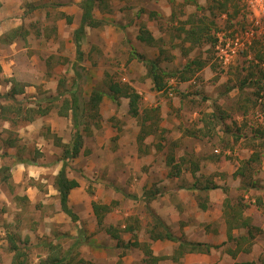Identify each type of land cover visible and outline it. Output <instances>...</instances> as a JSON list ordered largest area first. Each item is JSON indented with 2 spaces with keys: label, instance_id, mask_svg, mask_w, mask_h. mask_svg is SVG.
<instances>
[{
  "label": "rangeland",
  "instance_id": "374dc122",
  "mask_svg": "<svg viewBox=\"0 0 264 264\" xmlns=\"http://www.w3.org/2000/svg\"><path fill=\"white\" fill-rule=\"evenodd\" d=\"M0 2H3L0 7V96L11 88L22 90L12 101L0 97V105L9 106L12 112L22 104L21 113L10 114L8 120L0 112V153L7 154L0 159V168H10L8 179L0 182V264H12L13 252L9 247L13 241L27 253L28 264L61 257L66 264H121L123 256L129 259L133 256V248L123 247L129 241L120 239L125 230L121 225L134 229H145V224L148 228L156 227V216L149 206L151 201L163 202L168 197L180 213V192L184 200L191 197L198 208L211 206L208 212L214 213L217 189L223 194L222 202L227 201V212L242 213L255 228V238L241 242L244 244L241 247L252 242L254 262L264 264V240H258L264 237V139L261 135L264 91L257 96L255 87L242 91L238 88L241 82L250 79L260 81L261 86L264 84L261 78L264 37L256 39L226 65L216 58L214 49L217 34L235 33L249 25L241 0H108L93 11L102 25L84 30L80 59L72 36L75 26L66 23V13L71 10L68 8L76 5L77 0ZM3 7L10 9V13L6 11L7 17ZM11 14L16 21L10 20ZM192 26L195 30L199 27L204 30L199 34L203 36L199 44L186 39ZM16 28H20L16 40L9 43L7 36ZM140 28L149 32L158 29L161 37L152 44L139 41ZM131 52L156 61L165 72L180 70L191 60L205 65L187 81H181L178 76L164 77L166 90L160 92L164 102L155 103L154 99L150 104L143 99L144 93L150 98L154 94L152 87L149 90L152 81L147 75V66L133 58ZM75 72L78 75L75 93L86 100L93 89L106 90L110 81L134 90L138 86L142 95L134 118L128 113L125 98L120 99L119 105L104 98L95 118L93 112H82L87 117L82 124L91 133L84 132L80 155L67 162V177L82 181L84 194L91 199L95 196L93 201L100 205L105 198L109 199L108 194H102L107 187L116 188L120 176L113 168L109 177L112 179L105 181L110 172L107 163L116 165L117 160L112 159L123 157L127 150L132 171L136 167L141 175L149 173L144 162L151 160L152 171L158 172L156 179H159L155 182L153 177L148 179L139 198L124 196L120 201H112L110 209H115L110 211L118 221L109 232L107 224L101 221L97 225L95 222L93 233L87 235L80 223L81 230L69 218L68 228L76 229V237L70 231L60 235L64 229L57 218L61 210L53 186L62 165L61 143L71 141L73 125L69 114L61 116L62 102L55 99L59 92L70 87ZM38 108L50 109L32 122L23 118L28 109ZM145 119V127L140 128L134 143L133 140L128 143V137L133 135L127 132L135 127L139 129L138 125ZM7 139H15L13 148L1 146ZM18 158L33 163L16 164ZM135 159L140 166L134 165ZM176 171V179L170 177L169 173ZM148 176L151 177L150 173ZM143 181L142 176L134 183L131 179V186L137 183L139 189ZM205 187L208 189L204 190ZM192 190L198 191L196 196L187 193ZM242 217H236L234 224L243 220ZM183 219L187 220L185 214L174 223L170 221L171 226L182 227ZM236 231L234 236L241 237V230ZM106 232L119 239L105 241ZM91 236L95 238L92 242ZM229 244L228 247L235 248ZM242 248L238 246L235 250L240 252ZM239 252L233 262L223 264H241L252 258Z\"/></svg>",
  "mask_w": 264,
  "mask_h": 264
},
{
  "label": "crops",
  "instance_id": "0c3cea01",
  "mask_svg": "<svg viewBox=\"0 0 264 264\" xmlns=\"http://www.w3.org/2000/svg\"><path fill=\"white\" fill-rule=\"evenodd\" d=\"M79 3H80V0H77V2H75L76 5L69 7L68 9H71V10L68 14L66 13V15H68L67 17L71 19L70 25L75 26V29L78 27L80 23V19H81V9L78 6ZM1 5L3 6V2L1 3ZM35 8H38V7H35ZM3 9L5 10L4 13L7 17L8 14L6 11L8 10V13H10V9H6V7H3ZM73 13H76V15H74ZM14 17L15 16L13 14L9 16L11 21H16L14 20ZM66 23H67V19H66ZM150 32H151L153 39L155 40L161 37L160 31L158 29H150ZM151 87H153V85L150 82L149 90L151 89ZM134 88H135V91L139 94V96L142 95V89L140 87L136 86ZM153 93L154 94H152L151 98L148 93H144L145 97L143 99H146L147 101H149L150 104H152V101L154 99H156L155 103L158 102L157 100H159L160 102L161 101L164 102V99L160 96V92L153 90ZM119 104H120V100H119ZM128 113H129V108H128ZM69 116L71 117V114ZM145 123H146V119L143 120L142 123H140L139 125L135 122V124L138 125L139 129L135 127L133 128L134 129L133 131L127 132V134L133 135V138L131 136L128 137L127 139L128 143L132 142V140L134 143L135 139L137 138L139 134L140 128L141 127L144 128L145 126H143V124ZM64 140L65 139H63L62 141ZM61 144H66V143L62 142ZM127 155H128L127 150H124L123 157L120 155V157L117 156L116 159H112V160H117L116 165L107 163V165L110 168L109 170L110 172H108L105 181H109L110 179H112L109 177L114 172L113 168L117 170V174H120L117 180L118 183L115 184L116 188H119V191H116V188L111 189L112 186L107 187V191L104 192L105 194H102V195L108 194L109 199L105 198L102 202L99 203L102 206H107V208L109 207V211L105 212L102 215V220H101L103 221V224L104 223L107 224L106 231L108 232L109 230L112 229V227L116 226L117 221H118L115 219V216L113 217L112 215L113 213H111L110 211L111 209L112 211L115 209V208L110 209V205L112 201H117V200L120 201L119 199L124 196H129V198H134V197L139 198L141 192L143 191V188L145 187V183L148 181V179L151 180L154 178L155 179L153 180L154 182L159 180V179H156L158 172L152 171L154 167L151 166L153 164L151 160H147L146 162H144V164L147 165V170H148L147 172L150 173L151 177H149L148 176L149 173L141 175V172H139V170H137L136 167H133L134 171H132L131 170V167L133 166L132 161H130L127 158ZM136 162L137 161L135 159L134 165L140 166L139 162H137L138 164H136ZM130 175H132L133 178H131ZM139 176H142L144 181L142 182L143 184H141L140 188L138 189L136 187L137 183H135L133 186L131 185L136 181V179ZM170 177L176 179V176H170ZM131 179L133 180V183H131ZM71 180H75L78 185L77 187L72 188L69 192V195L67 198L68 207L71 209V211L76 216L75 227H78L79 230H81V225H82L83 226L82 231H84L87 235H90L94 231L95 222H96V225L98 223L97 218L92 208V203H96L95 201H93L95 196L94 197L92 196L93 199H91L89 195L84 194V183L82 181L78 180L77 178H74ZM217 191H218L217 209L216 208L215 210L212 209L215 211L214 213L208 212V211H211V208H212L211 206L209 207L205 205H200L201 209L198 208L197 202L196 201L192 202L190 199L191 197L186 198V200H184V194L180 192L178 194L179 201H180L179 203H181L179 204V209H178L181 211L180 213L176 211L174 205L171 202V199L168 197H166L163 200V202L162 201L160 202L151 201L149 203V206L153 210L156 216L155 218L159 219L161 223L163 224V227H160L161 231H159L163 233V236L164 234L169 233L177 240L185 239V241L198 242V243L208 244L211 246H218V248L211 249L209 253L185 252V253L180 254L178 252V242L171 241L170 239H167L166 237H163L162 239H156V240L151 238L150 232L154 230L155 227L152 228V226H150L148 228L145 226L146 225L145 224L144 225L145 229H142L141 227H139L138 229H134L131 226L126 227L124 224H122L121 229H125V230L122 231L123 235H121L122 233L119 234L121 235L120 239H123L126 242L128 241L130 242V243L128 242V245L126 248H129V247L133 248L132 249L133 256L131 259H129V257L127 258L123 256L121 258L122 260L121 264H223V262H229V263L231 261L233 262V259L237 256L236 253L239 252L235 250V248L237 249L238 246L239 248H242L241 246L244 245L243 244L244 241L248 242L251 240L249 238H247L248 239L247 240L242 237L246 235L247 228L239 225L241 221L243 222L246 220L248 222L249 219L247 220L242 215V213H239L237 217H240L241 215V217L243 216L242 217L243 220H240L239 221L240 223L238 222V224H234L236 219H233L232 217L236 215L233 212L232 213L227 212V209H226L227 201L222 202L223 194L221 193L220 189H217ZM197 192H198L197 190L196 191L192 190V191H188L187 193H190V194L194 193L193 195L196 196ZM208 194L211 195L210 192ZM95 200L97 201V198H95ZM210 200H211V197H210ZM204 212L206 213V216ZM182 213L185 214L187 220L183 219V223L181 225L182 227H179V226L172 227L171 226L173 225L172 223H174L175 221H178V218H180V215H183ZM209 214H210V217L208 218ZM247 217H248V214H247ZM57 218L60 219L59 220L61 222L60 224L62 225L64 229L63 230L64 232L61 233L60 235L66 234L67 231H70L69 234H71L72 236L77 235L76 229L72 231L71 227L70 229L68 228L69 223H71V220H70L71 218L69 216H67L65 213L61 211L59 214H57ZM170 221H172V223ZM237 229L241 230L239 231L241 237H238V238L235 237L236 234L238 233V231H236ZM156 231L158 232V230ZM60 235H59V238H60ZM105 236H106L105 241H107L108 239L109 243L111 239L112 240L113 238L117 239V236H114V235L112 236L110 233H107V232ZM91 237H92L90 238L91 241L89 240L90 242L94 241L95 239L94 236H91ZM182 237H184V239H182ZM261 238L264 240L263 236L258 237V240H260ZM261 241L259 243H261ZM230 242L235 246L234 249H231L230 247H228V245H230L229 244ZM95 243H98V242H95ZM251 243H246L247 246L243 247L241 251L239 252V254L240 253L249 254L252 257L250 258L249 261L242 262V263H251V264L255 263L254 255H253V253L255 252V249H253L254 245H250ZM225 246L227 247V249H225ZM221 253H223V255Z\"/></svg>",
  "mask_w": 264,
  "mask_h": 264
},
{
  "label": "trees",
  "instance_id": "16d2710c",
  "mask_svg": "<svg viewBox=\"0 0 264 264\" xmlns=\"http://www.w3.org/2000/svg\"><path fill=\"white\" fill-rule=\"evenodd\" d=\"M108 0H81L79 3V7L81 9V19L78 27L73 31V42L75 44V50L76 54H78V58L80 59V56L82 55V52L80 51L81 48V39L82 35L84 34V30L86 27L89 28H95L98 26H101L102 23L98 20H96L93 17V11L96 6L100 4H105ZM0 7H1V2H0ZM67 23H71V19L69 17H66ZM194 26H192L191 30L187 32L186 39L199 44L200 39L203 38L199 34L203 32V28H198L197 30L193 29ZM20 30V28H19ZM19 30L16 28L12 31H10L8 37V42L13 43L14 40H16L17 33ZM10 36V37H9ZM137 39L139 41L146 42L148 44L153 43V37L151 33L145 29V28H140L139 29V34L137 35ZM216 41V40H215ZM214 43V40H213ZM213 45V44H212ZM133 58H135L138 62H141L147 66V75L152 81L153 85V90L157 92L165 91V81L164 77H175L178 76L180 77L181 81H187L191 75L194 74L195 71H199L202 67H204L205 62H198L197 60H191L186 62L184 67L180 70L177 71H171V72H165L160 69L158 63L156 61H149L143 59L141 55L136 54L135 52H131ZM196 67L194 68L193 66ZM1 70V67H0ZM264 80V73H262V77ZM77 79L78 75L75 72L74 78L72 79V84L70 85L69 88H66L64 91H61L58 93L56 101L61 100V116H67L68 114H71V122H72V134H71V141L67 144H61L62 146V154H61V168L59 169L57 175L54 178L53 186L54 189L56 190L59 198V206L60 210L65 213L67 216H69L73 221L76 220L75 214L71 211V209L68 207V195L69 192L72 188L77 187V182L75 180H71L67 177L65 167L67 165V162L71 159H74L78 157L81 153V149L84 145V132L85 133H91L90 129L86 124H82L83 121H86L87 117L82 116V112H93L94 118L97 116L99 107L103 101L104 98L110 99L113 103L116 105H119V100L120 98H126L128 99V107H129V113L132 115V117H136L138 115V107L137 103L139 100V94L130 86L128 85H120L119 83L115 82H108L106 90L102 89H93L91 91V94L88 96V100L84 99L82 96L79 94L75 93L76 92V86H77ZM260 81L250 79V80H244V82H241L239 85V90H244V88H249V87H255L256 91L255 93L257 96L259 95L260 91H264V84L261 86L259 84ZM63 84V83H62ZM165 88V89H164ZM227 90H230V88H227ZM226 90V91H227ZM18 93H22V90L16 91L14 88H11L9 92L6 94L1 95L0 97H4L7 101H12L13 99L15 100V96ZM80 93V92H78ZM33 99V97H32ZM21 106L17 105L16 112H12L9 109V106H4L0 105V112L1 115L4 117V119L8 120L10 114H14L15 116L17 114L21 113ZM50 108H46L44 110L41 109H28L27 115H25L23 118L26 121L32 122L35 117L37 116H44ZM18 119V118H17ZM17 120H15L16 122ZM20 121V120H19ZM95 121V120H93ZM92 125H96V122H93ZM81 127V130H80ZM262 138L264 139V131L261 132ZM2 147L6 149V147H11L13 148L15 146V139H7V141H2L1 143ZM6 153V152H4ZM7 154L0 153V159H2L4 156ZM172 159V158H169ZM169 162V160H168ZM33 161L28 160V159H21L18 158L16 160V164H32ZM9 167H1L0 168V182H4L5 180L8 179L9 176ZM178 172H171L169 173L170 176H176ZM208 188L205 187L204 190H207ZM92 208L95 213V216L97 218L98 223H101L102 220V215L104 212L109 211V207L107 208L106 206H100L96 203H92ZM236 216H233V219H236L237 214L234 213ZM156 222V227L154 230H152L151 233V238L153 239H162L163 237H166L167 239H170L171 241L178 242V252L180 254L188 252V253H193V252H200V253H209L211 249H216L218 246H211L208 244H203V243H198V242H191V241H185V240H177L175 239L172 235L169 233L164 234L161 232H157V228L163 227V224L161 221L157 218H155ZM239 225L246 227L247 232L246 235L242 236L245 238V236L249 239H253L254 234H253V228L250 226V224L245 220L241 222ZM12 240V239H11ZM13 241V240H12ZM128 244H123V247L126 248ZM9 251L13 252V258H12V264H28L27 260V253L22 250L18 245L15 244L13 241L11 246L9 247ZM64 257H61L59 259L53 258L52 260H47L46 262H40V264H66L64 263ZM81 263V262H77ZM241 264H251V263H241Z\"/></svg>",
  "mask_w": 264,
  "mask_h": 264
},
{
  "label": "built area",
  "instance_id": "2783aa9c",
  "mask_svg": "<svg viewBox=\"0 0 264 264\" xmlns=\"http://www.w3.org/2000/svg\"><path fill=\"white\" fill-rule=\"evenodd\" d=\"M245 6L248 26L235 33L217 34L214 49L216 58L226 65L253 42L264 37V0H241ZM264 43V42H263Z\"/></svg>",
  "mask_w": 264,
  "mask_h": 264
}]
</instances>
